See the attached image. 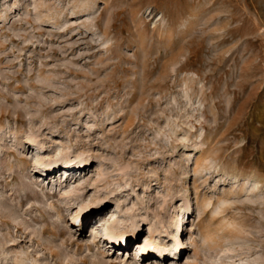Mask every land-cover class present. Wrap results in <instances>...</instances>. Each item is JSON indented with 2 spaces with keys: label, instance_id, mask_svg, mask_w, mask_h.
<instances>
[{
  "label": "rangeland",
  "instance_id": "1",
  "mask_svg": "<svg viewBox=\"0 0 264 264\" xmlns=\"http://www.w3.org/2000/svg\"><path fill=\"white\" fill-rule=\"evenodd\" d=\"M260 175L264 0H0V264H264Z\"/></svg>",
  "mask_w": 264,
  "mask_h": 264
},
{
  "label": "bare ground",
  "instance_id": "2",
  "mask_svg": "<svg viewBox=\"0 0 264 264\" xmlns=\"http://www.w3.org/2000/svg\"><path fill=\"white\" fill-rule=\"evenodd\" d=\"M32 142H33V140H31ZM39 147V146H38ZM40 148V147H39ZM67 172V171H66ZM255 176V175H254ZM258 176V175H257ZM256 176V177H257ZM264 180V177H263V179H262V176L260 175V177H257V180H256V182H255V188H258L259 186V184H261L262 183V181ZM245 190H247L246 188H242L241 189V191H245ZM248 191V190H247ZM223 201V200H222ZM221 202V201H220ZM223 203V202H222ZM222 206V205H221ZM219 208V207H218ZM190 210V209H189ZM190 212V211H189ZM60 214V213H59ZM78 216L79 215H77L75 218H78ZM190 220V219H189ZM181 222V221H180ZM179 223V222H178ZM99 224V223H98ZM97 224V225H98ZM116 225V223H113V224H111L109 227H108V229H107V232L106 233H104L105 234V237L106 238H108L109 239V242H111V243H116V242H118L117 240L118 239H122V238H124L123 236H124V233H126L127 231H125V230H123V231H121V232H119L118 231V229L116 228L117 226H115ZM189 225V224H188ZM226 225H228L229 226V224H226ZM231 226H232V223H231ZM178 228L176 229L177 230V234H175L174 236H171L172 238H173V240H174V245H175V248L177 249V251L178 252H180L185 246V244L182 242V240H180V238H179V235H180V231H181V227H182V225L181 224H179L178 226H177ZM188 227V226H187ZM95 231H100V229H99V227L98 226H96V228L94 229ZM136 230V229H135ZM138 230V229H137ZM175 230V231H176ZM94 231V232H95ZM119 232V233H118ZM152 232V231H151ZM183 232V231H182ZM117 233V234H116ZM152 235H153V232L151 233ZM174 234V233H173ZM117 235H119L120 237L119 238H117ZM181 237V236H180ZM214 237H216V235H214V234H208V235H206L205 236V241L208 243V244H210V246H212L213 244H215L216 242H217V240H215L214 239ZM94 238V237H93ZM107 243H108V241H107ZM142 243V242H141ZM149 243H152L151 241H149ZM137 245H138V247H136L135 249H137V248H139V250H140V252L142 253L143 252V248L145 247L146 248V246H145V244H140V242H137L136 243ZM147 244V243H146ZM98 245V243L96 244V242H95V239H94V243H93V245L91 244H88V245H86L87 246V249H89V250H91V249H93V247H95L96 248V246ZM150 245V244H149ZM110 246V245H109ZM112 248V247H111ZM161 254H163V252H161Z\"/></svg>",
  "mask_w": 264,
  "mask_h": 264
}]
</instances>
